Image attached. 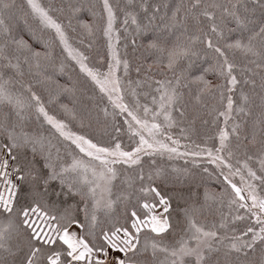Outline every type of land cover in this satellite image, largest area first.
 <instances>
[{"label": "snow or ice", "instance_id": "snow-or-ice-1", "mask_svg": "<svg viewBox=\"0 0 264 264\" xmlns=\"http://www.w3.org/2000/svg\"><path fill=\"white\" fill-rule=\"evenodd\" d=\"M0 264H264V0H0Z\"/></svg>", "mask_w": 264, "mask_h": 264}, {"label": "trees", "instance_id": "trees-1", "mask_svg": "<svg viewBox=\"0 0 264 264\" xmlns=\"http://www.w3.org/2000/svg\"><path fill=\"white\" fill-rule=\"evenodd\" d=\"M63 82V81H62ZM159 163H163L165 165L169 164L170 162L168 161H158ZM171 163H176V164H183V161H175V162H171Z\"/></svg>", "mask_w": 264, "mask_h": 264}]
</instances>
